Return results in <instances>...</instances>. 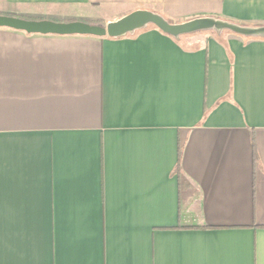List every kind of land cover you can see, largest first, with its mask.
Here are the masks:
<instances>
[{"label": "crops", "instance_id": "crops-1", "mask_svg": "<svg viewBox=\"0 0 264 264\" xmlns=\"http://www.w3.org/2000/svg\"><path fill=\"white\" fill-rule=\"evenodd\" d=\"M136 10L264 27V0H0ZM0 264H264V39L0 28Z\"/></svg>", "mask_w": 264, "mask_h": 264}, {"label": "water", "instance_id": "water-1", "mask_svg": "<svg viewBox=\"0 0 264 264\" xmlns=\"http://www.w3.org/2000/svg\"><path fill=\"white\" fill-rule=\"evenodd\" d=\"M150 26L155 27L161 33L175 40L199 33H213L215 36L230 33L243 38L264 39V27L240 26L210 17L171 23L161 15L148 10L133 11L114 21L107 22L104 27L90 26L80 22L54 23L51 21H28L16 17L0 16V28L12 29L27 34L89 35L122 38L132 36Z\"/></svg>", "mask_w": 264, "mask_h": 264}, {"label": "trees", "instance_id": "trees-1", "mask_svg": "<svg viewBox=\"0 0 264 264\" xmlns=\"http://www.w3.org/2000/svg\"><path fill=\"white\" fill-rule=\"evenodd\" d=\"M209 34L214 35L213 33H209ZM179 157H180V153L178 155V164H179Z\"/></svg>", "mask_w": 264, "mask_h": 264}]
</instances>
